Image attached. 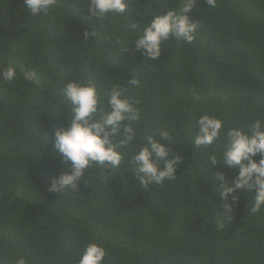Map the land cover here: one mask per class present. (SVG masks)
Wrapping results in <instances>:
<instances>
[{
	"label": "trees",
	"instance_id": "1",
	"mask_svg": "<svg viewBox=\"0 0 264 264\" xmlns=\"http://www.w3.org/2000/svg\"><path fill=\"white\" fill-rule=\"evenodd\" d=\"M180 2L129 0L128 15L100 22L87 0H57L47 16L31 15L24 0H0V68L17 69L11 84L0 81V264H78L91 242L107 249L103 264H264V208L252 214L254 193L237 190L238 207L223 213L213 173L235 171L207 158L226 150L228 129L264 117V0H196L193 42L170 38L159 58L142 56L135 38ZM85 30L96 35L86 41ZM25 70L38 84L23 79ZM69 81L96 83L105 111L107 90L120 83L141 119L120 169L90 167L78 190L58 194L51 177L67 169L51 155L53 128L71 118L62 92ZM205 114L224 127L197 148ZM162 128L183 160L174 179L145 189L131 157Z\"/></svg>",
	"mask_w": 264,
	"mask_h": 264
},
{
	"label": "clouds",
	"instance_id": "2",
	"mask_svg": "<svg viewBox=\"0 0 264 264\" xmlns=\"http://www.w3.org/2000/svg\"><path fill=\"white\" fill-rule=\"evenodd\" d=\"M24 3L31 15L47 16L57 0H24ZM195 3L196 0H181L178 6L155 14L132 43L136 51L142 56L157 59L163 52V43L170 38L191 44L197 22H192L188 13ZM205 3L208 7L216 6V0H205ZM85 7L89 16L100 22L110 16L129 14V0H87ZM131 27L136 28L137 23L132 22ZM94 35L95 31L85 30L83 33L86 41ZM22 76L29 83L38 84L35 71L25 70ZM16 79L17 69L14 66L0 68V81L11 84ZM129 84L138 87L140 81L132 77ZM62 92L70 106L71 118L68 115L66 126L53 128L54 147L51 155L54 159L59 158L61 167L67 169L51 177L49 191L58 194L68 188L78 190L79 182L85 178L90 167L105 171L120 169L124 158L121 150L135 141L137 132L134 124L141 119L137 101L124 95V87L120 83L112 84L106 92L107 111L100 107L104 102L100 99L96 83L92 81H69ZM200 99L196 97V100ZM196 125L193 144L197 148L212 145L220 138L224 127L220 118L207 114L201 115ZM158 134L160 139L156 138V133L147 135L144 145L131 157L134 166L131 172L145 189L149 185L174 179L177 167L183 160L181 156L173 155L172 147L165 143L172 140L169 131L162 128ZM49 135L47 133V137ZM226 137V150L219 159L216 155L207 156L212 165L219 164L222 169L235 171L232 178H228L225 171L213 173V179L218 182L215 190L219 189L216 192L221 200V208L223 213L231 214L234 207H238L237 190H243L254 193L250 212L255 214L264 208V117L255 119L247 129H228ZM106 255L107 249L103 245L91 242L84 248L78 264H103ZM15 264H28V261L20 257Z\"/></svg>",
	"mask_w": 264,
	"mask_h": 264
}]
</instances>
